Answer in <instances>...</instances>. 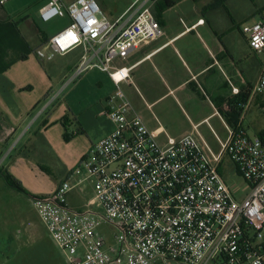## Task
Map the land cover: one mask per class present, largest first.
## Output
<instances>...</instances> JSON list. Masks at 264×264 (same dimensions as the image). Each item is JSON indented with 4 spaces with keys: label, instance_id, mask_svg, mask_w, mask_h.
I'll use <instances>...</instances> for the list:
<instances>
[{
    "label": "built area",
    "instance_id": "1",
    "mask_svg": "<svg viewBox=\"0 0 264 264\" xmlns=\"http://www.w3.org/2000/svg\"><path fill=\"white\" fill-rule=\"evenodd\" d=\"M10 1L0 0V6ZM158 1L134 0L116 20L103 15L97 0H49L40 10L43 22L69 17L70 24L36 54L46 60L47 49L65 55L81 48L64 87L90 70L105 72L116 87L106 111L115 130L53 193L30 202L68 264H264V139L244 128L249 102L236 128L213 105L226 129L225 137L212 129L215 149L198 126L178 138L151 130L123 90L133 81L131 68L119 60L163 33L153 11ZM246 32L250 48L264 54V21ZM232 92L240 94L236 87ZM252 95L264 96V66ZM226 157L249 184L242 200L220 172ZM88 186L93 197L85 207L97 206L98 212L71 206L70 195ZM104 225L114 231L113 244L101 231Z\"/></svg>",
    "mask_w": 264,
    "mask_h": 264
},
{
    "label": "crops",
    "instance_id": "2",
    "mask_svg": "<svg viewBox=\"0 0 264 264\" xmlns=\"http://www.w3.org/2000/svg\"><path fill=\"white\" fill-rule=\"evenodd\" d=\"M48 2L11 0L0 6V264L19 257L24 197L31 198L11 187L4 173L20 181L29 194L48 196L81 164L93 145L115 130L106 111L116 87L105 72L97 69L91 75L97 84L110 87L109 94L87 109L94 114L84 117L88 111L75 113L61 101L65 81L83 54L81 48L65 55L48 52L46 60L36 54L50 37L70 24L68 17L67 25L49 35L40 18V10ZM130 6L112 20L123 16ZM154 10L163 33L119 60L131 68L133 83L125 85L134 89L146 108L145 115H140L149 128L178 138L198 126L216 149L212 129L218 132L212 120L219 121L225 136L226 129L213 105L227 112L226 103L251 92L244 128L248 133L254 130L253 136L264 130L262 116L253 110L257 106L262 110L264 96L252 95L264 54L250 48L246 32L254 23L264 21V0H178L168 9ZM200 20L205 22L198 25ZM233 87L240 94H233ZM133 105L137 109L138 104ZM26 149L32 158L23 157ZM74 197L80 199L81 194L70 195L71 206L86 211H81L86 208L81 199L79 205L71 202ZM59 260L65 262V256L60 254Z\"/></svg>",
    "mask_w": 264,
    "mask_h": 264
},
{
    "label": "rangeland",
    "instance_id": "3",
    "mask_svg": "<svg viewBox=\"0 0 264 264\" xmlns=\"http://www.w3.org/2000/svg\"><path fill=\"white\" fill-rule=\"evenodd\" d=\"M102 8V13L106 17L112 20V17L119 16L123 13L125 9L130 6L134 0H97ZM155 11V10H154ZM133 11L130 12V14ZM155 14V12H154ZM156 16V15H155ZM69 23L68 17H58L53 19L50 22L43 23L44 27L49 35H53L57 33L63 26ZM47 52H50L47 49ZM92 72H98V70L88 71L86 74L82 75L79 79L75 82L67 86L63 90V94L61 96V101L66 104L67 107L73 109L75 113H81L82 111H88L85 115L82 114L84 117H88L91 113L94 114L95 111L87 110L91 105H94V102L104 97L105 95L110 93V87L107 84H97L95 79L91 77V75L95 74ZM71 76V75H70ZM123 90L129 96L134 104H138L137 110L138 112L143 115V111L146 108H143L139 96L136 94L134 89L127 87V85H123ZM63 97V98H62ZM145 109V110H144ZM255 113H258L262 116V125L264 126V118L263 112L261 108L254 107L253 108ZM71 115V114H70ZM94 125V117L90 121V126ZM212 126L216 131L219 133L221 137H224L225 134L223 133V127L219 123L217 119L212 120ZM249 134L251 136L254 135V130H249ZM213 138V137H212ZM23 157L29 156L32 158L30 152L26 149L24 150ZM31 155V156H30ZM220 172L231 188L232 192L234 193L235 197L238 200L244 199L250 191L249 184L245 181V179L239 174L237 167L233 163V161L226 157L222 165L220 166ZM1 182V180H0ZM11 190V189H10ZM26 190V189H25ZM27 191V190H26ZM21 196V195H20ZM93 197V192L91 187H87L86 191L81 194L80 199L85 202L86 204L88 201L91 200ZM80 199L74 197L71 198V202L75 205L81 204ZM24 213H25V226H23V234H21V242L19 246L22 244V250L19 252V257H17L13 262L8 264H68L65 263L67 261H63V263L59 260V256L64 255L63 252L55 245L54 241L52 240L51 236L47 232V229L44 223L39 218L37 212L33 208L29 198L24 197ZM90 210L92 212H98L99 208L97 206L89 205L88 209L84 208V210ZM101 231L106 235L108 243L113 244L114 240V231L107 226H102ZM65 256V255H64ZM66 259V257H65Z\"/></svg>",
    "mask_w": 264,
    "mask_h": 264
},
{
    "label": "trees",
    "instance_id": "4",
    "mask_svg": "<svg viewBox=\"0 0 264 264\" xmlns=\"http://www.w3.org/2000/svg\"><path fill=\"white\" fill-rule=\"evenodd\" d=\"M176 1L178 0H159L156 5L155 9L160 8L161 10L168 9L172 7ZM250 93L248 92L244 95H240L239 99L232 100L229 102L230 104V109L227 112H222L221 109L218 108L219 112L224 115L226 118L229 126L236 128L239 122V118L244 110V105L248 103V99L250 97ZM262 139H264V130L260 131L258 134ZM4 178L6 179L7 183L11 186L14 187L25 194L29 195L30 197H36L31 194H29L25 188L23 187L22 183L18 181L14 176L9 174L8 172L4 173Z\"/></svg>",
    "mask_w": 264,
    "mask_h": 264
}]
</instances>
